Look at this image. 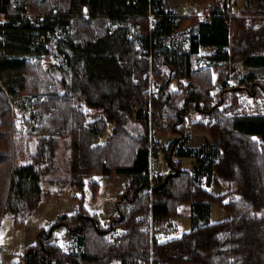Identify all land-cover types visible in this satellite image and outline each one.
I'll return each instance as SVG.
<instances>
[{
    "label": "trees",
    "instance_id": "trees-1",
    "mask_svg": "<svg viewBox=\"0 0 264 264\" xmlns=\"http://www.w3.org/2000/svg\"><path fill=\"white\" fill-rule=\"evenodd\" d=\"M197 1L213 2L209 21L178 16L164 0H0V221L10 213L23 227L34 214L62 140L81 193L79 209L39 227L12 264H264V113L247 104L264 84L253 72L247 86L229 81L239 64L264 68V0L230 11ZM28 6L45 16L33 20ZM208 47L224 63L217 78L195 67ZM193 114L209 139L199 147L187 145ZM167 132L168 146L152 141ZM158 151L168 170L153 180ZM173 157L198 165L187 171ZM102 175L129 178L106 227L84 206ZM220 180L228 190L215 195L207 188ZM213 203L226 219L210 221ZM183 205L190 230L162 240L155 224ZM63 228L75 251L58 245Z\"/></svg>",
    "mask_w": 264,
    "mask_h": 264
},
{
    "label": "rangeland",
    "instance_id": "rangeland-1",
    "mask_svg": "<svg viewBox=\"0 0 264 264\" xmlns=\"http://www.w3.org/2000/svg\"><path fill=\"white\" fill-rule=\"evenodd\" d=\"M195 3H194V2ZM239 0L238 2H240ZM165 8L168 11L175 12L180 11L185 17H196L201 20V15L207 13L205 10L208 7L206 4H200L197 0H165ZM213 3V2H212ZM211 3V4H212ZM26 12L31 17H44L45 12H35L29 6L26 8ZM179 13V14H180ZM2 18L0 19V21ZM190 26L181 29L179 32L189 30ZM61 32H58L60 34ZM61 35H55V37H62ZM212 51L202 50L199 55L196 68L209 67L211 69L214 78H217L221 70L224 68V63L212 62L210 56ZM20 57V56H19ZM21 57H24L23 55ZM254 73L255 78L264 84V68H249L241 64L237 65L235 71L231 74L229 81L234 86H247V74ZM176 86V81L173 82V87ZM250 113H264V90H259V95L255 97H247ZM229 102V99L227 100ZM153 112V110H150ZM97 117L96 114L93 115ZM197 115L188 116V127L186 134L191 135V144L200 143V135L202 132L195 130L191 123L197 120ZM165 124H167L165 122ZM112 127L108 128L107 134L111 132ZM106 134V135H107ZM204 134V133H202ZM105 135V136H106ZM151 139L153 142H161L163 146H168L175 138V135L167 132L154 134L152 133ZM174 160L182 162V168L190 171L193 167V161L187 158L173 157ZM168 167L166 163L160 164L154 167L153 174L165 173ZM100 185L98 193L94 196L89 186L85 189L84 206L91 213L97 215L104 227L109 224V216L114 208V204L118 199L119 194L122 192L125 184L129 178L124 175H102L95 178ZM42 187L44 190V198L42 203L36 209L33 215L26 219L23 227H16L12 214L7 213L5 217L0 221V247L5 251V264H12L17 262L19 258L24 254L25 248L29 245H35L36 231L39 227H48L54 222L55 218L61 213L72 214L79 209V202L75 199L79 197L81 193L74 189L70 184V168L68 159V141L62 140L55 157V160L49 165L48 170L42 176ZM227 184V183H225ZM208 190L215 195L223 193L224 189H218L216 187H208ZM189 205H183L180 207L178 215L171 217L168 220H163L155 224V228L159 229L156 233L162 240L170 237L179 236L183 232L190 230L191 221L189 218H185L189 215ZM227 218V213L220 208L216 203L212 204V212L210 221L217 222ZM58 245L63 251L71 252L78 248L77 239L67 232L66 228H63L57 233ZM113 236V235H112ZM111 238V236H110ZM110 264H121L120 261H113Z\"/></svg>",
    "mask_w": 264,
    "mask_h": 264
},
{
    "label": "built area",
    "instance_id": "built-area-1",
    "mask_svg": "<svg viewBox=\"0 0 264 264\" xmlns=\"http://www.w3.org/2000/svg\"><path fill=\"white\" fill-rule=\"evenodd\" d=\"M218 2H219V5H220V7H221V9L222 10H224V9H228L229 11L231 10V8H232V6H233V4L234 3H236V2H238V0H218ZM26 14L29 16V17H31L30 15H29V13L28 12H26ZM203 18L202 19H206V18H210V13L209 14H203V15H201ZM232 16V14H229L228 15V18L226 19V23L228 24V25H230V17ZM33 20H35L36 18H34V17H31ZM56 32L58 33V32H61V28L60 27H57L56 28ZM50 33V31H47V34H49ZM234 33L232 32L231 33V35H233ZM44 38V37H43ZM206 49H208V48H206ZM205 48H202L201 50H206ZM211 50H212V53L213 52H215V48H211ZM166 128H168V126H165ZM165 161H164V154L161 152V151H158L157 153H156V155L154 156V161H153V166L154 167H156V166H158V165H160V164H163ZM158 174H160V175H163V173H158ZM158 174H153V172H152V174H151V177H152V179L153 180H156L157 178H158ZM4 256H5V251H3V249L0 247V264H5V259H4ZM66 264H69V263H66Z\"/></svg>",
    "mask_w": 264,
    "mask_h": 264
},
{
    "label": "crops",
    "instance_id": "crops-1",
    "mask_svg": "<svg viewBox=\"0 0 264 264\" xmlns=\"http://www.w3.org/2000/svg\"><path fill=\"white\" fill-rule=\"evenodd\" d=\"M164 2H165V0H164ZM194 2V1H193ZM166 3V2H165ZM195 3V2H194ZM212 2H208V7H206L205 8V10L204 11H206L207 13L206 14H209L210 12H211V9L213 8V6H214V4L212 3ZM177 14H178V16H184V14H181L180 13V11H175ZM180 13V14H179ZM201 20H203V21H209L210 20V18H206V19H201ZM206 49V48H205ZM206 50H210V51H212L211 50V47H208V49H206ZM202 51V50H201ZM192 140V138H191V135H189L188 133H187V145L188 146H191V147H199V146H201V145H203L204 143H206L207 141H209V139H208V137L205 135V134H202L201 133V135H200V143H197V144H191V141ZM187 159H190L191 161H193V167L194 166H197L198 165V163H197V160L195 159V158H187ZM193 167H192V169H193ZM191 171V170H190ZM225 183H227V182H225V181H222V180H220V182H219V184L218 185H214V183H212L211 185H209L208 187H216V188H218V189H221V188H223L224 190V192H226L227 190H228V184H225ZM208 189V188H207ZM211 212H212V204H211V208H210V217H211ZM191 213H190V210H189V215L188 216H186L185 218H189L190 219V221H191V215H190ZM226 219V218H225ZM224 220V219H223ZM191 224V226H192V222L190 223ZM191 226H190V228H191Z\"/></svg>",
    "mask_w": 264,
    "mask_h": 264
}]
</instances>
